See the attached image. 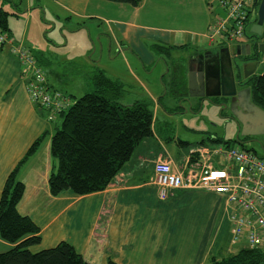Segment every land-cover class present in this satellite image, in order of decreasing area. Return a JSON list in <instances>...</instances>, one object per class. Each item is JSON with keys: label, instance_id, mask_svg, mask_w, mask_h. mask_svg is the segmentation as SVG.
<instances>
[{"label": "crops", "instance_id": "crops-1", "mask_svg": "<svg viewBox=\"0 0 264 264\" xmlns=\"http://www.w3.org/2000/svg\"><path fill=\"white\" fill-rule=\"evenodd\" d=\"M255 1L252 6H257ZM210 2L143 0L133 6L110 0H21V8L14 5L21 13L17 21L10 22L9 18L11 42L0 50V198L10 173L34 142L46 133L36 153L18 174L25 185L18 211L40 228L41 243L32 248L33 252L67 242L91 264H109L110 261L117 264H207L213 258L220 259L233 252L231 210L225 195L181 188L171 190L167 199H161L154 175V164L158 160L170 161L174 171L182 170L189 163L190 152L185 154L172 149V144L164 138L166 135L162 137L163 131L156 130V117L160 112L172 118L193 115L192 109L199 107L183 99L188 90V75L200 69L196 63L199 64L205 54L215 53L220 43L225 42L211 43L206 37L215 13L225 15L215 1ZM0 4L13 13L11 4ZM255 9L250 13L248 37L253 35ZM16 26L19 32L14 30ZM45 26L54 31L50 42L59 40V31L87 30L102 53L97 60L96 49L92 55H87V60H80V64L91 63L94 65L90 66L107 73L102 59L105 50L108 51L115 73H124L127 79L131 78L132 84L139 86L140 95L135 100L144 98L155 104L152 135L139 144L104 191L87 195L64 192L53 196L50 193L49 177L55 165L52 137L61 121L59 117L49 120L50 111L32 100L27 88L31 73L25 71L13 50L24 47L32 54L49 53V50H42L45 49L43 42L31 34ZM227 38L226 46L229 47L249 43V40ZM235 40L237 44H230ZM155 45L168 47L169 56L165 52L156 53ZM52 57L51 67L43 71L46 75L56 73L57 78L48 76V83L72 101L73 93L61 89L64 83L58 69L63 62L59 61L61 56L57 55L54 61ZM159 65L163 72L154 87L161 90L156 92L150 88L151 80L139 73L144 70L150 75ZM254 66L249 64L246 69L248 74L255 70L252 76L260 73L264 61ZM117 79L125 85L124 78ZM168 89L174 93L169 94ZM167 98L174 101V108L162 104ZM207 133L213 136L210 131ZM13 246L0 238V252Z\"/></svg>", "mask_w": 264, "mask_h": 264}, {"label": "trees", "instance_id": "trees-1", "mask_svg": "<svg viewBox=\"0 0 264 264\" xmlns=\"http://www.w3.org/2000/svg\"><path fill=\"white\" fill-rule=\"evenodd\" d=\"M110 1L138 6L143 0ZM15 5L18 6V3ZM17 11L10 13L0 8V28L8 36L9 18L12 14L18 16L21 13ZM4 45H0V50ZM153 50L157 53L165 52L167 56L170 54L169 48L162 45L153 46ZM33 55L38 63L46 68L50 67L52 56L49 58L47 53L40 51ZM244 58L251 60L253 57ZM90 65L94 64H80L69 69V72H73L74 68L81 66L87 72L90 90L80 97L72 94V101L69 100L65 109L53 119L48 116L49 120L59 117L61 121L52 137L51 146L55 165L49 177V188L53 196L64 192L87 195L104 191L139 144L153 133L155 115L151 108L152 102L137 99L132 104H123L121 100L126 91L124 83L110 77L103 69ZM64 78L61 74L60 79ZM182 78L179 82L184 84ZM247 85L252 89L253 102L264 109V68L259 74L252 76ZM199 109L200 106L192 110L196 113ZM45 134L34 142L3 187L0 198V238L14 246L6 252H0V264H91L67 242L38 252L32 251L33 247L41 243L40 228L30 217L18 211V204L25 192V185L18 179V174L36 153ZM206 139L209 144L224 143L230 146L240 140L224 141L211 135ZM206 139L200 141L202 146L208 145L205 143ZM178 143L190 144L183 140ZM109 264L117 263L110 261ZM207 264H264V253L241 247L235 253L220 259L213 258Z\"/></svg>", "mask_w": 264, "mask_h": 264}, {"label": "built area", "instance_id": "built-area-1", "mask_svg": "<svg viewBox=\"0 0 264 264\" xmlns=\"http://www.w3.org/2000/svg\"><path fill=\"white\" fill-rule=\"evenodd\" d=\"M210 1H215L225 11L223 16L215 13L208 31L210 42H226V36L228 40H247L253 0ZM9 42L8 34L0 28V45ZM13 50L25 71L31 73L27 88L32 100L48 109L49 119H53L68 106L69 98L49 85L46 73L28 49L15 47ZM154 175L161 199H167L171 190L181 188L225 195L231 210V243L264 253V156L238 143L233 146L208 144L193 149L189 163L180 171H174L168 160L156 161Z\"/></svg>", "mask_w": 264, "mask_h": 264}, {"label": "rangeland", "instance_id": "rangeland-1", "mask_svg": "<svg viewBox=\"0 0 264 264\" xmlns=\"http://www.w3.org/2000/svg\"><path fill=\"white\" fill-rule=\"evenodd\" d=\"M21 0H15V2L8 1V0H0V3L4 2L7 4H11L14 8L13 13L16 11L15 4L18 3V7L21 8L20 3ZM131 7V6H129ZM1 8V4H0ZM7 11V10H6ZM11 21H17V16L13 15L10 17ZM18 26V24H17ZM17 26L14 30L18 31ZM208 30L206 32V37L208 38ZM105 30V28L103 29ZM249 30V29H248ZM93 34L94 31L92 30ZM104 32V31H103ZM36 38H39L41 40V43L43 42V46L45 49L42 50H49V53H47V56L50 58L51 56H54L55 58L57 55H59V61L62 62L59 66L60 74H63L64 83L61 89L68 93H73L76 97H80L84 95L86 92L90 90L88 86V76L86 75L87 72L81 67L74 68L73 72H69V69L72 66H78L80 65V60H87V55H92L91 53L97 49V45H95L96 41L92 40L90 38L89 32L87 30H76L71 32L62 33L59 31V40L50 42L49 38H52V35H54V31L51 29V27L45 26V28H37L32 33ZM209 39V38H208ZM248 40V39H247ZM238 40H235L234 42L230 44H237ZM220 44H226L220 43ZM229 44V43H228ZM95 45V46H94ZM220 47V46H219ZM217 48L215 53L218 50H221L222 48ZM109 48V47H108ZM156 52V51H155ZM101 52V47L98 45L97 53L95 56H97V60H99V55ZM157 53V52H156ZM108 51L105 50L103 54L102 63L104 64V67L107 70V74L111 76L112 78H124L125 82V94L123 96V99L121 100L123 104H127L128 102H131L132 100H135L137 98L136 96H139L140 94V88L137 84H132L131 78L125 77L124 73H115L114 71L116 68H114V65L112 64L114 61L108 59ZM203 59V57H202ZM42 62V61H40ZM117 65L122 66L123 64L120 62L115 61ZM42 69H45L47 71V68L44 67L43 64L38 63ZM51 67V64H49ZM198 65V63H196ZM89 68V67H88ZM262 67L261 69H263ZM151 71L153 68H150ZM167 71V68L166 70ZM163 68L161 65L157 66V68L154 69L153 75H147L146 71H142L139 73L142 75L143 78L150 79V86L151 89H155L156 92H160L161 88H154L156 85H158L160 77L162 75ZM150 73V71H148ZM57 78L56 73H47V77ZM119 76V77H116ZM169 94H173L174 92L172 89H168ZM137 100V99H136ZM140 100H145L144 98H141ZM146 101V100H145ZM164 106L167 108L171 107L174 108L172 105L174 104V101L171 100V98H167L164 102H162ZM177 107V106H176ZM151 108L154 110L155 104H151ZM163 110V108H161ZM164 111V110H163ZM163 113V112H162ZM161 112L158 114L157 118V127L156 130L163 131L162 137L165 135V139L169 140L168 144H172V149H175L177 152L181 153L182 151L190 152L191 149H195L196 146L200 144V141L202 139H206L208 135V131H210V134H213V136H216L218 138L223 139L224 141H234L238 134H239V127L236 121H232L230 119H226L220 115L221 113V107L211 104L209 102H206L204 105H201L200 111L198 114L193 113L189 115H178V117H169L163 115ZM177 139H181L183 141H188L190 144L187 146H181L178 143ZM264 142V138H262ZM207 144L209 141L206 139L205 141ZM245 147H248L249 149H253L259 154L260 156H264V150L262 147L256 145L253 146L252 143L245 144ZM174 153V151L172 150ZM232 235V230L230 229V236ZM243 245H235L233 246V252L238 251L241 249ZM232 252V251H231ZM232 252V253H233Z\"/></svg>", "mask_w": 264, "mask_h": 264}, {"label": "water", "instance_id": "water-1", "mask_svg": "<svg viewBox=\"0 0 264 264\" xmlns=\"http://www.w3.org/2000/svg\"><path fill=\"white\" fill-rule=\"evenodd\" d=\"M256 3L251 28L253 35L248 37L249 43L233 47L223 44V48L216 53L205 54L199 61L200 69L190 71L188 92L184 95L189 100L198 97L230 99V105L212 104L221 107L222 117L230 119L226 116L230 112L236 118L244 137L264 134V109L253 102L252 89L247 85L255 70L249 74L246 72L249 64L257 67L264 61V0H256ZM247 56L253 58L247 60L244 58Z\"/></svg>", "mask_w": 264, "mask_h": 264}, {"label": "flooded vegetation", "instance_id": "flooded-vegetation-1", "mask_svg": "<svg viewBox=\"0 0 264 264\" xmlns=\"http://www.w3.org/2000/svg\"><path fill=\"white\" fill-rule=\"evenodd\" d=\"M220 45L221 46L219 48H223V44H220ZM187 92H188V90L185 92V94H187ZM184 100H186V102L190 103L191 106L193 104H198L199 106L200 105H204L206 102H209V101H210L209 103H211V104L214 102V103H217V104H219V103H226L227 104L228 103L230 105V101H229L230 99L227 100V98H211L210 100H208L206 97H198V98H190V100L184 98ZM201 102H204V103H201ZM228 109H229V107H228ZM226 116H228L230 118V120L237 122L238 127H239L238 137L240 139L239 140L240 143L243 146H245V144H247V143H252L254 147L256 145H258V146L262 147V149L264 150V142L262 140V138H264V134L263 135H259V136H247V137H244V136L241 135L242 131L240 130V124L236 120V118L233 115H231L230 112Z\"/></svg>", "mask_w": 264, "mask_h": 264}]
</instances>
